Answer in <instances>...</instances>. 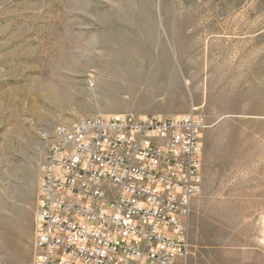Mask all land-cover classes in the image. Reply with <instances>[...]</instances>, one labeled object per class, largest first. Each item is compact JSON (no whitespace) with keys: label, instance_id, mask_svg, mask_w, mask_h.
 I'll return each mask as SVG.
<instances>
[{"label":"rangeland","instance_id":"1","mask_svg":"<svg viewBox=\"0 0 264 264\" xmlns=\"http://www.w3.org/2000/svg\"><path fill=\"white\" fill-rule=\"evenodd\" d=\"M193 107L189 264H264V0H0V264L34 263L56 126Z\"/></svg>","mask_w":264,"mask_h":264},{"label":"built area","instance_id":"2","mask_svg":"<svg viewBox=\"0 0 264 264\" xmlns=\"http://www.w3.org/2000/svg\"><path fill=\"white\" fill-rule=\"evenodd\" d=\"M207 127L199 107L56 126L42 168L33 264H189Z\"/></svg>","mask_w":264,"mask_h":264},{"label":"bare ground","instance_id":"3","mask_svg":"<svg viewBox=\"0 0 264 264\" xmlns=\"http://www.w3.org/2000/svg\"><path fill=\"white\" fill-rule=\"evenodd\" d=\"M193 27V26H192ZM19 232V231H18ZM16 233V232H15ZM22 233V232H21ZM20 234V233H19ZM21 235V234H20ZM22 236V235H21Z\"/></svg>","mask_w":264,"mask_h":264},{"label":"crops","instance_id":"4","mask_svg":"<svg viewBox=\"0 0 264 264\" xmlns=\"http://www.w3.org/2000/svg\"><path fill=\"white\" fill-rule=\"evenodd\" d=\"M262 261V260H261ZM262 263V262H261Z\"/></svg>","mask_w":264,"mask_h":264}]
</instances>
